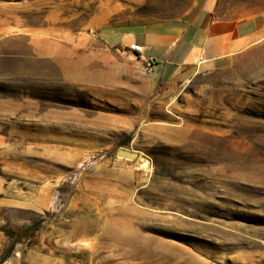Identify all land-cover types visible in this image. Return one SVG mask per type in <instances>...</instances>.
<instances>
[{
    "label": "rangeland",
    "instance_id": "1",
    "mask_svg": "<svg viewBox=\"0 0 264 264\" xmlns=\"http://www.w3.org/2000/svg\"><path fill=\"white\" fill-rule=\"evenodd\" d=\"M195 1L0 0V264H264V34L144 104L96 98L35 51L77 57L108 25ZM212 3L264 17V0Z\"/></svg>",
    "mask_w": 264,
    "mask_h": 264
},
{
    "label": "crops",
    "instance_id": "2",
    "mask_svg": "<svg viewBox=\"0 0 264 264\" xmlns=\"http://www.w3.org/2000/svg\"><path fill=\"white\" fill-rule=\"evenodd\" d=\"M213 7L212 0H196L183 10H162L143 19L113 23L102 28L100 36L85 38L98 45L77 57L65 41L43 40L36 43L35 51L47 55L66 81L86 83L96 98L113 100L115 93L126 92L129 100L141 104L154 103V98L161 102L179 83L223 66L264 34L260 13L222 18L214 15ZM131 43L145 46L138 65L120 60L135 53ZM146 58L153 60L151 71L146 69Z\"/></svg>",
    "mask_w": 264,
    "mask_h": 264
},
{
    "label": "built area",
    "instance_id": "3",
    "mask_svg": "<svg viewBox=\"0 0 264 264\" xmlns=\"http://www.w3.org/2000/svg\"><path fill=\"white\" fill-rule=\"evenodd\" d=\"M129 48L131 50H133L137 55H139L140 57H143L144 53H145V46L143 44H139V43H131L129 45ZM145 63H146V69L148 71L152 70V64H153V60L151 58H146L145 59Z\"/></svg>",
    "mask_w": 264,
    "mask_h": 264
},
{
    "label": "trees",
    "instance_id": "4",
    "mask_svg": "<svg viewBox=\"0 0 264 264\" xmlns=\"http://www.w3.org/2000/svg\"><path fill=\"white\" fill-rule=\"evenodd\" d=\"M38 229V225H32L27 227L25 230L18 232V233H10V235L12 236H16L17 237V241H22L23 239H26L32 235H34V233L36 232V230Z\"/></svg>",
    "mask_w": 264,
    "mask_h": 264
},
{
    "label": "water",
    "instance_id": "5",
    "mask_svg": "<svg viewBox=\"0 0 264 264\" xmlns=\"http://www.w3.org/2000/svg\"><path fill=\"white\" fill-rule=\"evenodd\" d=\"M119 154L127 156V157H130V158L138 157L137 152H133V151H130V150H127V149H120Z\"/></svg>",
    "mask_w": 264,
    "mask_h": 264
},
{
    "label": "bare ground",
    "instance_id": "6",
    "mask_svg": "<svg viewBox=\"0 0 264 264\" xmlns=\"http://www.w3.org/2000/svg\"><path fill=\"white\" fill-rule=\"evenodd\" d=\"M142 164H143L144 167H146L149 163H147V160L145 159V160H143ZM142 164H141V166H142ZM148 166H150V165H148Z\"/></svg>",
    "mask_w": 264,
    "mask_h": 264
}]
</instances>
